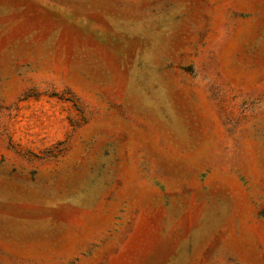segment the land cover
I'll return each instance as SVG.
<instances>
[{
	"label": "rangeland",
	"instance_id": "rangeland-1",
	"mask_svg": "<svg viewBox=\"0 0 264 264\" xmlns=\"http://www.w3.org/2000/svg\"><path fill=\"white\" fill-rule=\"evenodd\" d=\"M0 264H264V0H0Z\"/></svg>",
	"mask_w": 264,
	"mask_h": 264
}]
</instances>
